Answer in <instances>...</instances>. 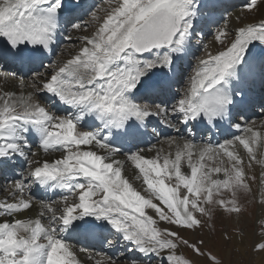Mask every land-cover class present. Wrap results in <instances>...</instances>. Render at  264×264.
Listing matches in <instances>:
<instances>
[{"label":"snow or ice","instance_id":"snow-or-ice-1","mask_svg":"<svg viewBox=\"0 0 264 264\" xmlns=\"http://www.w3.org/2000/svg\"><path fill=\"white\" fill-rule=\"evenodd\" d=\"M229 7L0 0L18 84L0 86V264H225L204 238L217 221L227 264H264V0Z\"/></svg>","mask_w":264,"mask_h":264},{"label":"rangeland","instance_id":"rangeland-1","mask_svg":"<svg viewBox=\"0 0 264 264\" xmlns=\"http://www.w3.org/2000/svg\"><path fill=\"white\" fill-rule=\"evenodd\" d=\"M97 1V2H96ZM101 3V0H88L87 2H86V5H91V4H96V5H99ZM243 3H244V0H236V1H233V3H230V4H228V5H239V4H242L243 5ZM228 5H226V6H228ZM241 5V6H242ZM241 6H240V8H241ZM236 9L235 8H233L232 9V7H229L228 8V11L229 12H232V13H235L236 11H235ZM238 11H239V7H238ZM258 18H260V17H264V13H260V14H257L256 15ZM217 20H219V16L217 15L216 17H215ZM85 19H87V17H85ZM249 20H251L250 18H248ZM213 26V25H212ZM230 27H235V21L234 20H232L231 22H230ZM214 30V29H213ZM212 39H213V37L210 35V34H206V35H204V37H203V42H205V43H208V42H210V41H212ZM195 43V42H194ZM213 51H215V49H212ZM202 53L201 52H197L196 53V55L197 56H199V55H201ZM192 62L194 63V59L192 60ZM253 64H254V67H255V65L256 66H258L259 64H258V62H256V61H254L253 62ZM24 77H28L27 75H25ZM255 81H256V83H255V89H256V92L257 93H260L261 92V79L260 80H256L255 79ZM177 87H182V85H178ZM256 109H259V108H256ZM255 111V114H253L252 112H249V116H248V118L249 119H253V118H255V117H257V116H261V114H260V112H258V111H256V110H254ZM260 111V110H259ZM257 115V116H256ZM6 182L4 181V179H3V177L2 176H0V185H4ZM0 193H3V192H0ZM54 198H56V197H54ZM253 211L258 215L259 214V212H260V209L259 208H255V206H253ZM33 216H35L36 215V210H34L33 211V213H31ZM253 220H254V217H252V216H248L247 217V219H246V227H247V229H248V231L249 232H251V230H252V228H253ZM227 227L228 229H229V231H231V229H232V224L231 223H228V222H225L224 224H222L221 222H219V221H217V223H216V226H215V232H214V234H211V235H204V238H205V240L208 242V244H207V246L214 252V253H216L217 255H219L224 261H225V264H227V261L231 258L229 255H228V250H230V248H231V245H228V246H225L224 244H223V242L221 241V239H220V232L223 230V228L224 227ZM204 233H208V229L207 228H205L204 230ZM184 235H186V236H189L190 234H188V233H183ZM100 246V245H99ZM78 247H86V248H88L89 247V245L87 244V243H85L84 241H82L81 242V244L80 245H78ZM106 248V247H105ZM105 248H104V250H105ZM94 248H92L91 249V247H89L88 248V253H92V250H93ZM100 249H101V247H100ZM101 251V250H100ZM111 251V250H110ZM115 253L118 255L119 254V252H121L122 251V249H120V248H116L115 250ZM181 251L185 254V255H188V256H190L191 254H190V252H188L187 250H184V249H181ZM94 252V251H93ZM79 256L80 257H82V258H84V260H87L86 259V254L85 253H79ZM87 264H90V262L89 261H87Z\"/></svg>","mask_w":264,"mask_h":264},{"label":"bare ground","instance_id":"bare-ground-1","mask_svg":"<svg viewBox=\"0 0 264 264\" xmlns=\"http://www.w3.org/2000/svg\"><path fill=\"white\" fill-rule=\"evenodd\" d=\"M88 0H86V1H84L83 0V2L85 3V5H86V2H87ZM233 1H236V0H221V3H223L225 6L226 5H228V4H230V3H233ZM97 2V1H96ZM242 4H239V5H235V7H232V9L233 8H235L236 10V12L235 13H237L238 12V7H239V10L242 8V6H241ZM240 6H241V8H240ZM248 18H250L251 20L253 19V17L252 16H249ZM261 18V17H260ZM260 18H258L257 16L255 17V19H260ZM211 28H212V30L216 27V25H213V26H210ZM67 45V41H65L62 45H61V48H63V47H65ZM210 48L211 49H215V47L213 46V45H211L210 44ZM60 51V49H58V52ZM257 52H259V49H257ZM56 57L55 56H53V59H55ZM13 70H16L15 69V67L14 66H9L8 68H4V67H2V66H0V72H3V73H10L11 71H13ZM41 71H43V69H41ZM253 71H254V74H255V77H257V79L258 80H260V74H259V65L258 66H256L255 65V67L253 68ZM21 75H23V73L21 72ZM24 79L25 80H27L28 79V77H24ZM7 86V87H10V88H15V87H18V84H17V82L15 81V80H13L10 76L9 77H7V79H5V77L4 76H2V75H0V86ZM256 111H258V112H260L259 111V109H255ZM257 116V115H256ZM251 120H253V121H256V123L257 124H259L260 123V120H261V116H257V117H255V118H253V119H251ZM236 130L235 129H230V132H235ZM164 133L166 134V135H177V133L174 131V130H172V129H164ZM164 137L163 136H161L160 137V139H163ZM226 138H231V137H229V136H227ZM205 139H207L206 137H205ZM225 139V138H224ZM201 142V140H199V139H197V143H200ZM220 142H222V141H220ZM150 143H156V139H151L150 140ZM142 146H145V145H142ZM35 150V149H34ZM56 155H59V154H56ZM260 171H261V169H260V167L259 166H257L256 168H255V172L257 173V174H259L260 173ZM3 193H0V198H3ZM85 243H87L88 245H89V247H91V249L92 248H94L93 250H92V252L93 251H100L101 249H100V246H99V244H95V247H92L91 245H93L95 242L94 241H89V242H85ZM88 247V248H89ZM106 248H105V251H110L108 248H107V246H105ZM112 251V250H111ZM91 253V252H90ZM89 253V254H90ZM82 260H84V258H82V257H80ZM85 261V264H87V260H84Z\"/></svg>","mask_w":264,"mask_h":264}]
</instances>
